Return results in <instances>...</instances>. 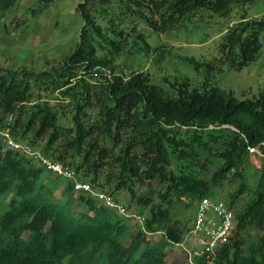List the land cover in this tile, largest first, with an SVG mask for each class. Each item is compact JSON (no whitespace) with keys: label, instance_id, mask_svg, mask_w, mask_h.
Listing matches in <instances>:
<instances>
[{"label":"trees","instance_id":"16d2710c","mask_svg":"<svg viewBox=\"0 0 264 264\" xmlns=\"http://www.w3.org/2000/svg\"><path fill=\"white\" fill-rule=\"evenodd\" d=\"M17 1L0 0V12ZM35 1L48 5L54 0ZM255 1L121 3L123 17L136 14L154 31L166 32L202 10L228 15L234 4L246 8ZM110 2L79 3L84 20L80 41L58 64L40 72L0 71V121L6 113L17 114L15 139L32 134L31 140L24 139L32 145L44 139L42 153L70 166L81 181L96 185L106 169L109 194L120 202L113 194L125 189L129 204L136 201L141 216L147 214L143 223L132 222L96 195H75L73 180L62 175L47 184L44 173L50 170L6 147L0 138V198L9 197L0 211V264H264V85L258 96L239 99L211 83L223 64L241 70L258 59L264 16L241 13L219 42V58L205 63L188 58L197 69L206 64L203 85L192 86L185 77L166 87L144 70L125 75L118 69L115 58L127 44L122 21L110 18L103 26L96 19ZM104 13L100 17L105 18ZM137 37L150 51L146 35L138 31ZM94 73L97 81L90 78ZM42 83L71 99L70 124L61 122L65 113L49 102L27 108L35 85ZM256 147L263 157L251 189L245 172ZM58 177L65 178V184ZM238 180L227 200L236 223L229 240L209 258L190 261L187 254L170 260L167 244L184 241V227L171 222L172 203L184 198L199 203L214 197L224 183ZM144 184L148 189L138 192ZM248 192L247 202L237 206L238 198ZM163 228L166 240L151 237ZM250 229L261 234L251 238Z\"/></svg>","mask_w":264,"mask_h":264},{"label":"rangeland","instance_id":"374dc122","mask_svg":"<svg viewBox=\"0 0 264 264\" xmlns=\"http://www.w3.org/2000/svg\"><path fill=\"white\" fill-rule=\"evenodd\" d=\"M82 1L54 0L50 4L44 5L35 0H18L4 13L0 12V71L18 70L22 72L23 69H30L40 72L44 69H50L62 61L76 48L80 41L84 20L77 7ZM102 8L96 13V19L103 26L109 25L108 20L110 18L122 21L121 28L124 29V38L127 44L122 55L115 58L118 69L125 75L135 70H144L150 73L154 81L166 87H170V82L181 81L180 79L185 77L190 79L192 86L203 85L207 75L206 64L197 69L194 63L188 61V58L193 57L196 61L204 63L213 61L215 57L219 58L221 56L219 42L229 27L237 23L241 13L247 12L249 17L264 16V0H256L247 5L246 8L234 4L228 15H220L211 10H202L196 16L186 20L183 25L180 24L166 32H157L138 18L139 16L136 14L123 17L125 13L122 12L124 9L121 0H111L108 5L102 6ZM102 11L105 12V18L100 17ZM134 27L136 31L133 30ZM138 31L146 35V40L151 45L150 51L142 48L144 46L137 37ZM259 39L262 43V49L257 60L241 70L229 68L228 65L223 64V70L216 69L214 71L211 78L212 85L218 86L226 92H232L239 99L258 96L264 85V29L261 31ZM159 46H162L161 49L158 48ZM90 78L97 81L95 73ZM45 86L46 84L43 83L35 85L33 98L26 102L27 108H35L38 102H49L52 108L60 113H65L61 122L66 125L70 124L72 122L73 102L69 97H65L61 90H47ZM2 115L0 110V116ZM17 116L12 112L6 113L4 119L0 121V138L2 141L5 134L14 133L12 128ZM16 133L17 135L21 134L19 131ZM32 136L29 134L28 137L22 138V141L28 143L24 139L31 140ZM44 144L45 140L40 139L31 145L40 150V148H44ZM32 156L37 161L38 157ZM262 157L261 150L256 147L251 154L252 164L246 168L245 172L251 189L258 182ZM106 172L105 169L96 182L95 188L97 192L109 194V185L105 183ZM44 175L48 180L47 184H51L57 178L55 171H45ZM58 179L60 181L64 179L62 184H65V178L58 177ZM239 184V180L233 183H224L223 186L217 188L214 198L228 200V195ZM156 185L158 184L153 182V186ZM148 187L147 184L138 186L137 191L144 192ZM81 193L83 191L75 189V195L78 196ZM113 195L127 206L128 212L131 214L130 216L123 215V217L132 220V222L143 223L138 218L141 214L138 211L136 201L129 204V193L125 189L115 191ZM96 196L100 202H104L102 195ZM249 197V192L240 196L237 200V206L244 205ZM8 199V196L0 198V211L4 209ZM156 201H159L158 197ZM188 202L189 206H186ZM127 203L130 205L129 207ZM197 205V201L189 198H184L182 201L175 200L172 203L171 222L176 226L184 227V241L167 244L170 260L187 255L189 252L186 248L194 246L190 231ZM115 210L121 214L118 209ZM146 214L147 210L142 216ZM165 230L166 228H163L152 234L151 237L155 240H166ZM250 232L251 238H256L261 234L257 229H250Z\"/></svg>","mask_w":264,"mask_h":264},{"label":"built area","instance_id":"2783aa9c","mask_svg":"<svg viewBox=\"0 0 264 264\" xmlns=\"http://www.w3.org/2000/svg\"><path fill=\"white\" fill-rule=\"evenodd\" d=\"M3 142L6 146L20 154L27 155L33 159L35 157L32 155H35L38 157L37 162L50 171H55L58 175L71 178L76 190L92 195H102L104 202L108 205L115 207L127 216L131 215L128 209L122 203L115 200L112 195L97 192L92 182L79 180L70 166L52 160L44 155L41 150L35 149L31 144L15 139L12 134H5ZM138 218L144 221L143 216H138ZM235 224V211L230 206L229 201L214 197L202 198L197 205L195 218L190 231L194 246L186 248L189 252V260L193 261L197 257L209 258L215 254L219 246L229 240L233 234Z\"/></svg>","mask_w":264,"mask_h":264}]
</instances>
